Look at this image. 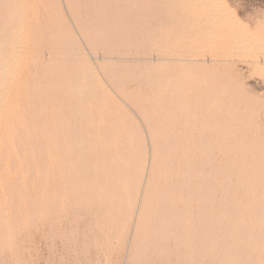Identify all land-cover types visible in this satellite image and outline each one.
Wrapping results in <instances>:
<instances>
[{
	"label": "bare ground",
	"instance_id": "bare-ground-1",
	"mask_svg": "<svg viewBox=\"0 0 264 264\" xmlns=\"http://www.w3.org/2000/svg\"><path fill=\"white\" fill-rule=\"evenodd\" d=\"M160 1L158 2L159 4H160ZM168 1L171 2L172 7H174L173 5H175V7L171 8L167 4L164 6H156V5L153 6V3H150V0H0V87H1V89H3V88L5 90L7 89L4 96H1L0 106H1V108L4 107V109H5L6 105L10 106V102L9 103L6 102L7 94H11L13 90H15V93L20 92V91H17V90H19V89H17V86L19 88V85L12 86V79L10 76L11 75L10 70H14V69L10 68L11 67V60H12L11 59L12 52L14 51L15 48L17 50V47H22L21 44H23V41H24L23 35L25 32L26 26L30 21L29 19H32L33 21L35 20V22H37L39 24V26H40V24H42L43 21L46 22L45 19H47V18H45V17L41 18L42 14L40 15V13H43L42 11H46V12L50 11V12H52L53 15H57V17L59 16V19L61 18V20H60L61 29L59 30L60 31L59 34H60L62 40H64L63 46L65 48L67 55L69 54V50L66 48H67V45L71 43L68 37L71 36V39H73L72 38L73 35L71 33H69L68 37H67V29L68 28H66V27H68V26H65L66 22H67V21H65V17L67 18V16L70 14L72 17V21L74 20V22H73L74 27L75 28H77V26L82 27L81 31L85 36H82L81 32H79V34H80V36H82L84 42H86L88 40L87 42L93 43L96 46L97 45H103L104 43L107 42L106 44L108 45L109 44L108 42H110L111 39H115L116 43H115V41H112L115 43L114 46L109 47V45H108V48L103 47L102 49L100 47H97L98 50L101 51V53H99V55H100L99 57L102 58V60L110 59L113 61L114 60H121L122 61L123 59L127 58V56H124L126 54V52L125 51L122 52L121 49L124 50V49H126V47H128V46H126L128 43L135 42V40L133 39L134 37L133 36H132L133 38L129 37V34L133 35V33H134L135 37L140 34V32L138 34V29H139L138 27L135 28L136 30L131 29V31L129 29H127V25L131 24V22H133V25L138 24L136 21V20H138V18H136L137 15L142 14L144 16L143 19H145V21H149V22L151 21V19L153 21V18L157 14H163L164 15L163 17L166 20V22L164 24L163 23H162V25L158 24L159 26L157 27V24L154 23L156 25V28H154L155 26L154 27L150 26L152 30L148 31L146 34L145 33L141 34L142 38H147V39L149 37L152 38L153 39L152 43L155 46H157V47H155V50H154V48H152L153 44L151 43L152 44V47H151L152 51L151 50L149 51L151 53V56L150 57L148 56L150 61L153 62L157 58V60L159 59L158 61L163 63L160 66L158 64L159 68L158 69L156 68L158 70V73L156 72L157 73L156 77L152 81H150L151 85H149L150 86L149 92L141 94L142 92L141 93H140V91H139V93L137 92V90H136L137 88L136 89H130L129 87H127L125 81L137 80V76L132 75L131 72L129 73L130 68L129 69L126 68L127 70L125 69L126 71L124 70L125 72H123L122 74H119L117 72L109 73L111 71H109L107 73L105 71V69L107 67L102 65L103 66L102 69L104 70L103 73L105 74L104 78H106L107 81H109V84L113 83L112 85L117 86L116 91L119 92L120 96H122L121 98H125L129 102V104L131 103V106H134L137 108V110H136L134 107H132V108H134V111L139 110L141 112V113L140 112H137V113H140V115L142 114V117L144 119L143 121L145 122V125H147V128H148L146 130L147 133H145L139 127L135 129L133 125H131V127H130V124L124 125L122 118H121L122 116L120 117L118 115V113L116 112L117 110L116 111L111 110L110 107L116 105V103L113 101L112 98L109 100H106L108 95L106 94L105 91L108 88L106 89V86L103 83H101L102 81H101V79H99L98 74L94 70H92V69H94V67H93L94 64H90V66L92 65V67H90V68H92L91 69L92 71L88 70L89 66H88V64H87L88 67L85 66V63H84L86 61L85 60L83 62V67L87 68V69H83V67L81 66V62H80V59H82V58H78V56L81 57L84 55L82 52L81 53L83 55H80L78 53L79 55L77 54V57L74 59L73 56L77 53L75 51V54L71 55L74 60L67 61L66 63L64 62L63 67H61L62 69L60 70V73H62V76L60 74V77H58L59 80L57 78L56 80H54L55 82H53V81H52L53 83L51 82L52 84H50L49 82H48L49 84L47 83L48 84L47 86H50L52 88L51 91H53L55 88L57 89V91H53V92H55L54 95L51 94V99L54 101L53 104L56 107L55 108L56 118L54 117L55 118L54 123L50 127L47 126L48 128L45 132H41L42 130H40L42 135L47 136V138L49 140H51L46 145L44 143L45 141H43V139H41L43 141V143L45 144V146L43 147L44 148L43 151H45V152L41 151V152H43L42 158L39 157L42 160L41 172H40V173H42V178H40V182L42 180V182H41L42 193L40 192L42 194L41 195V203H42L43 207H46L45 210H47V208H49V207L53 208V210L57 209L60 206L58 196L60 195L59 194L60 191L61 192L63 191V193L67 194L66 196L69 197L71 202L72 201H79L80 202V201H85V200L87 201L88 200L90 202L89 207L92 210L95 208L107 209L108 211H109V209L110 210L111 209H116V210L120 209L121 210L120 214L115 215L116 218H120L122 221L124 219L126 220L130 216L129 218H130V220L132 218V222H133L132 223L130 221L132 223L131 228L129 227L130 225L126 224V225H128V228L130 229V231L127 229L129 232V236L128 235H127V237L124 236L125 239L130 237L129 238L130 241H128V245H127L128 248L125 249V251L127 252L126 256H128L127 258H129V255H130L131 250L133 248H134V250H133L134 255H140L146 248H148L150 246L153 247V246H155L154 244H156V243H158V244L164 243L168 239H169V241L173 239L176 243H178L177 244V245H179L178 247H180L181 244H183L184 242H186V241L188 242V239H192V240L196 239L199 236V234L202 233V229H203L202 226L204 225L203 224L201 226L202 214H200L199 210H202L203 207L205 210V207L209 208L211 206H212V209H216V208H213V206L216 203L217 199L220 200V198H218V186L220 185L221 180L223 181V184L225 185L224 192H222L225 203L232 204V200H235L234 198L236 196H234V198H232L234 195V190L232 189V185H233L232 181H233V174L236 172V171L234 172L235 167H237V166H235L236 155L239 152H240L239 154L242 153L241 156L239 155L240 156L239 161L241 160V161H243V163L239 162L241 166L236 169L237 171H240V172H243L244 170L246 171V169L249 168V166L247 168H245V164L247 162L250 161V163L253 164L259 158L264 160V138L260 137L259 134H258L259 138L256 135L252 136V138H251V136L249 135V131H248V136H250V137L245 136L246 134L244 135V133L246 132L245 130H244L245 132L243 131L242 133H240V134H243L242 136H244V137H243V139H241L242 137H240V138L238 137V138L242 141V144L245 142V144H244L245 146H243L242 148H240L238 145L239 142H241V141L237 140L238 143H236V144L238 145V147L235 145V143L233 144L231 142L234 135H236L238 132L241 131V129L238 130V132L235 130L238 129V126L240 128V126L242 127L243 125H245L247 122V118H248V116L246 115V114H248L247 112H245V115L241 116L242 118L238 117L239 116L238 115L237 117L239 118V120L237 122L234 121L235 118L232 115L230 117H228L229 113L232 114L235 111L236 115H237L238 114L237 111H239V112L242 111V109L240 110V108H239L240 106H242L241 104H243L242 99L239 97V96H241L239 92L244 93L243 89L240 88V90H237V87H236V90H237L236 91L234 88L231 87L232 85L230 84L231 85L230 87L232 89H234V91H236L239 94V95H236V97H238V99L239 98L241 99V101L236 99L237 101H239L238 103H240V102L241 103H240V105H238V103H237L236 104V105H238L237 109H235L231 113L230 112L231 108L229 106H225V105H227L225 103H227L233 97V95H230V97L228 96L230 99L227 100L228 97L225 98V96H227V95L224 96L225 93L221 94L222 91H224L223 88L226 87V85L228 84V82L226 83V82L222 81V80H225L226 78L225 79L221 78L222 80L219 79L221 81V84H222V82L226 83L224 87L219 82L216 83V84L219 83V85L223 87L221 90V93L219 92L220 90L217 92L224 96L221 98H224L225 100H227L226 102L224 101L225 105H223V103L221 101L222 99H220L219 95L216 94L217 96H214L215 90L219 89V88H217V86L215 84V80L217 81L218 79L213 80L214 81L213 82L211 77L214 75H219L216 77H220V75H222L223 73L222 74L216 73L218 68L215 70L213 69V68H216V67H214L216 65H214L212 68H210L211 67V65L209 66L210 63L208 65L205 64V60L207 61L206 57L202 60L201 58L197 57V54H191V53L176 50V48L178 47L177 44H179V43L177 42V40L175 38V35H176V32H174L175 28L172 26H169L168 22L169 21H175V19L182 17L181 16L182 10L185 11L186 9H190L191 8V1L190 0H168ZM169 2H168V4H169ZM164 4H165V2H164ZM30 7L32 9L31 13L29 12ZM66 14H67V16H66ZM43 16H45V14ZM49 16L51 17V14H49ZM73 16H74V18H73ZM138 17L141 18L140 15ZM131 19H132V21H131ZM49 20H50V18H49ZM187 23H188V27L185 31H182V32H184L183 35H187V36L196 35L197 36L199 34H207V32H208L207 30L205 31V29H199V27H197V23H198L197 21H189L188 20ZM71 24H72V22H71ZM150 24H153V23H150ZM150 27L148 25L146 28L149 29ZM146 28H145V31H147ZM143 30H144V28H143ZM143 30H141V31H143ZM40 33H41V36H40ZM48 33H49V31L41 29V31L39 30L37 32V36H39L40 39L43 36L41 39L42 40L41 42H44L47 39V37L48 38L51 37V35H50V37L47 36ZM119 33H120V35H119ZM121 34L122 35L124 34L123 36L125 38H123ZM161 34H163L162 37H164V35H167V37L165 39L164 38L162 39L163 41L157 40L158 38L160 39ZM125 35H128L129 38ZM54 40H55V38H54ZM105 40H106V42H105ZM47 41H48V39H47ZM72 41H73L72 44L74 45L75 39ZM77 44H78V41H77ZM116 44H117V46H115ZM63 46H61V47H63ZM134 46H135V48L137 47V45H134ZM181 46H185V45H181ZM120 47H122V48H120ZM72 48H74V47H72ZM185 48H186V46H185ZM75 49H77V48L75 47ZM60 50H61V48L59 49L60 55H63V53L65 54V51L64 52L62 51L63 53H61ZM73 53H74V51H73ZM116 53H117V55H115ZM39 54H40L39 56H42V58H43L42 61H38L40 64H42V65H40L41 66L40 71L43 72L45 70H42V68L45 69L47 67V63H46L47 60H45V59H48L49 56L46 55L47 53L45 54L44 50L40 51ZM45 55L48 57H45ZM17 56H18V54H17ZM17 56H15L14 58L16 59ZM65 57H66V55H65ZM50 58H52V57H50ZM83 58H85V56ZM137 58H138V60H140L139 59L140 57H137ZM38 59H40V58H38ZM146 60L148 61V59H146ZM16 61H13V64H15ZM208 61H210V60H208ZM96 64H98V63H96ZM101 64H103V63H101ZM50 65H51V63H50ZM50 65H49V67H50ZM98 65L100 67V64H98ZM205 65H207L209 67H206ZM59 66H62V65L59 64ZM124 67H125V65H124ZM126 67H127V65H126ZM155 67H157V66H155ZM51 68L53 69V66H51ZM8 69H10V70H8ZM58 69H59V67H58ZM102 69H100V70H102ZM157 70H155V71H157ZM213 70L215 71V74L211 75ZM12 73H14V72H12ZM53 73H54V69H53ZM101 74H102V72H101ZM14 75H15V73H14ZM32 75H33V72H32ZM210 75H211V77H210ZM222 77H224V76H222ZM51 78H52V75H51ZM214 78H215V76H214ZM22 79H23V81L25 80L24 78H22ZM148 79L150 80L149 77H148ZM14 80L15 79L13 78V82H14ZM37 80L38 79H36V81ZM65 82L67 84H65ZM40 83H41L42 87L44 88L45 86H43V85H45V84H42V81ZM40 83H39V85H40ZM61 83H64V85H67L68 87L58 88L57 87L58 84H61ZM147 83H148V81H147ZM22 85H25V84H22ZM30 85L32 86V82ZM112 85H109V86H112ZM213 85L216 87H214ZM26 87L27 86H25V88ZM42 87H40V88H42ZM210 87H212V88L210 89ZM213 87H214V89L215 88L216 89L214 90ZM228 87L229 86H227L225 89L229 90L230 87L229 88ZM21 88H22V86H21ZM208 88L210 90H212V89L214 90V91L212 90L214 92L212 94H214V95L208 93L209 92ZM1 89H0V91H1ZM32 89H33V87H32ZM10 90H12V91H10ZM23 90H24V87H23ZM23 90L21 89L22 92H23ZM26 90L28 91V87ZM9 91H10V93H7ZM38 91H39V89H38ZM48 91H49V89H48ZM51 91H49V92H51ZM107 91H109V89ZM1 92H0V95H1ZM24 92H25V90H24ZM45 92H46V90H45ZM225 92H226V90H225ZM29 93H30V91H29ZM46 93H48V92H46ZM109 93L111 94L110 91H109ZM229 93L227 91L228 95H229ZM40 94L41 93H39V95ZM42 94H43V92H42ZM116 94H118V93H116ZM206 94H209L211 96H209V95L206 96ZM231 94H233V92ZM12 95H16V94H12ZM244 95H246V94L244 93ZM205 96L208 98H206ZM242 97H243V94H242ZM8 98H11V97H8ZM20 98H22V97H20ZM243 98H246V96ZM27 99H29V98H27ZM48 99H50L49 96H48ZM48 99H47V101H48ZM233 99H234V97H233ZM246 99H244V100H246ZM29 100H31V99H29ZM34 100H35V97H34ZM44 100H45V98H44ZM236 100H235V103L237 102ZM7 101H9V100H7ZM28 102H30V101H28ZM38 102L39 101L37 99V103ZM233 103H234V101H233ZM246 103H247V101H246ZM39 104H40V102H39ZM228 104H229V102H228ZM41 105H39V106H41ZM50 105L51 104H49V106ZM236 105L233 106V109ZM54 106H52V107H54ZM116 106H115V108H117ZM20 109H21V107H20ZM23 109L24 108H22L21 110H23ZM7 110H9V109H7ZM246 110H248V109L246 108ZM35 111H37L36 107L33 110V112L35 113ZM38 111H40V110H38ZM38 111L36 114H38ZM226 111H229V112L226 114ZM34 113H33V116H34ZM241 113L242 112H240V114ZM233 114L235 115V113H233ZM249 115H251V114L249 113ZM28 116L31 117L30 115H28ZM38 116H40V115H35L34 118H38ZM43 116H45V115H43ZM232 117H233V119H232ZM34 118L33 119L30 118V120H34ZM50 120H51V118H50ZM36 121L38 122L39 120L36 119ZM27 122H29V120ZM249 122H251V121H249ZM29 123H31V121ZM41 124H42V122L39 123V125H41ZM247 124H248V122H247ZM249 124H251V123H249ZM245 127L247 128L248 126L245 125ZM245 127L243 126L242 130L245 129ZM252 127H254V126H252ZM252 127H250L251 130L253 129ZM37 128H38V126H37ZM41 129H43V128H41ZM151 130H152V132H151ZM257 130L259 131V128H257ZM234 132H236V134H234ZM38 134H40V133H38ZM262 134H263V132L261 133V135ZM22 135H24V134H22ZM17 137H20V136H17ZM13 138L14 137H12V139ZM20 138H22V137H20ZM33 138H35V137H33ZM236 138L237 137L235 136L234 141H236L235 140ZM250 138H251V140H254V141H251ZM24 139H25V137H24ZM13 140H17V139H13ZM249 140L251 141V144L247 145L248 144L247 142ZM38 141H39V145L42 144V143H40L41 142L40 140H38ZM15 142H17V141H15ZM252 142H254V144ZM16 144H18V143H16ZM39 148H42V147H39ZM39 150H41V149H39ZM242 150H243V152H241ZM19 151H17V152H19ZM248 152H249V154H247ZM19 153H21V152H19ZM220 155H222L223 157L221 158ZM247 155H251V156L247 157ZM30 160H31V158H30ZM30 160L28 159V161H30ZM237 163L238 162H236V164ZM31 164H32V162H31ZM258 164L256 166L261 165V164H259V165ZM254 165L255 164H253V166ZM251 166H250V168H251ZM259 167L261 168V166H259ZM22 168H23V166H22ZM24 169H25V167H24ZM252 169L254 170L255 168H252ZM257 170L258 169L256 167V177L260 174L257 172ZM250 171H251V169H250ZM240 172H238V174ZM247 172H249V171H247ZM259 172H262V170ZM249 173L251 174L253 172H249ZM31 175L33 176V174H31ZM221 175H222V179H220ZM236 175H237V173H236ZM251 175H250V177H251ZM261 175H262V173H261ZM261 175L258 177H261ZM245 176H246V174H245ZM235 177H237V178H235ZM238 177L240 178L241 176L240 175H237V176L234 175L235 180L236 179L238 180L239 179ZM254 177L255 176H253V178ZM255 178L252 179L251 181L252 182H254L255 180L258 181V179H255ZM30 179H31V176H30ZM247 179L250 180L251 178H246V180ZM240 180L241 179H239V182H242V180L241 181ZM2 181H3V178H2ZM222 181H221V183H222ZM251 181L250 182L248 181L246 183V185L248 186L249 183H250L249 185H251ZM257 181H255L254 184ZM244 182H245V178H244L243 183ZM231 183H232V185H231ZM259 183H256V186L263 184V180H262L261 184H259ZM29 185H30V183H29ZM236 185H237V187H238V185H241L242 187H244V184H242V183L237 184V181H236ZM246 185H245V187H246ZM252 186L255 187V185H252ZM263 186L264 185H261L260 187H263ZM245 187L243 188V190L241 188V190L244 191ZM257 187H259V186H257ZM10 188L11 187H9V189ZM219 188H220V186H219ZM255 189H258V188L255 187ZM255 189H254V193H253L252 189H249V191L252 190V193H251L252 195H254V194L257 195V193L259 194L261 192H263V195H264V191L262 190V188H261V192H259L260 188L257 191ZM237 190L239 191V189H237ZM246 190L248 191V188ZM58 191H59V193H58ZM238 191H235L236 194ZM255 191L257 193H255ZM245 193H244V195L242 193V195L244 197H242V195H240V199H241V197H242V199L245 198V195H246ZM247 193H249V192H247ZM250 195H249V197L251 198L252 195L251 196ZM259 196H260V194H259ZM220 197H222V196H220ZM256 197H257V199L259 198V200L263 199V201H261V202H262V204L264 203V196H262L263 198L262 197L260 198L258 196H256ZM59 198H60V196H59ZM223 198H221V199H223ZM245 200H247V197H246V199H244V201ZM27 201H28V199H27ZM236 201H240V200L236 199ZM251 201H252V199H251ZM38 202H40V201H38ZM38 202H36V205ZM28 203H29V201H28ZM85 203H87V202H85ZM239 203L243 204L242 200H241V202H238V206H240ZM254 203H256V202H254ZM257 203H259V202L257 201ZM31 204L29 206H31ZM223 204L220 206H223ZM228 204H226V205L224 204V206H227ZM262 204H257L256 207H258V205L261 206ZM234 205H236V203ZM246 206H245V209H246ZM262 206H263L262 207L263 210H261V211H264V204ZM31 207H34V206H31ZM72 207L74 208V205ZM231 207H232V205H231ZM69 208H70V206H69ZM208 208L205 211H208ZM225 208L226 207H222V209H225ZM238 208L239 207L233 208V209H238ZM248 208L251 209L250 204H249ZM253 208H254V205H253ZM41 209L43 210V208H41ZM48 210H50V209H48ZM225 210L227 213L229 212V211H227L229 209H225ZM246 210H248V209H246ZM251 210H249V211H251ZM254 210H256V208H254L253 211ZM58 211H60V210H58ZM220 211H221V209H220ZM237 211H236V213H237ZM253 211H251V212H253ZM259 211L260 210L258 207V212ZM261 211H260L261 215L264 216L263 215L264 212L262 213ZM54 212L52 211V213H54ZM239 212H242V211H239ZM258 212H256L257 215H259ZM42 213L44 214L43 211H42ZM47 213H50V211ZM218 213H220V212L217 211V214H216L215 212H212L210 210V213L207 212L206 215L209 218H213L216 215H218ZM233 213H232V215H233ZM256 213L254 215H256ZM32 215H34V214L32 213ZM35 215H36V212H35ZM203 215H205V214H203ZM220 215H221V217H223L221 213H220ZM228 215L230 216V218H232L231 214L228 213ZM250 215H252V213ZM254 215H253V217H254ZM238 216H240V213ZM243 216H244V212H243ZM262 216H260V217H262ZM235 217L238 218L237 216H235ZM257 217H255V220H254L255 223H256ZM52 218H54V217H52ZM49 219H50V217L48 218V220ZM54 219L52 221H54ZM218 219H220V218H218ZM218 219L216 221H218ZM241 219H243V217L242 218L239 217V220H241ZM220 220H222V218ZM227 220L230 221L229 218H227ZM121 221H120V223H121ZM232 221L234 222V220H232ZM246 221H248V219ZM258 221L259 220H257V222ZM15 222H18V221H15ZM15 222H12L11 224H13V223L15 224ZM55 222H58V221H55ZM205 222H207V221H205ZM222 222H224V221H222ZM225 222H224V225L222 223L221 224L226 228L228 225L226 226ZM233 222L231 224H233ZM242 222H243V220H242ZM126 223H127V221H126ZM207 223H209V222H207ZM216 223L217 222H215V224ZM219 223H220V221H219ZM260 223H261V221L259 223H256L255 225L260 224ZM14 224L12 226L15 227ZM39 224H41V223H39ZM45 224H47L48 229L50 228L51 230L55 226V224L53 225V222L49 223V226H48L47 222ZM213 224L214 223H212V224L210 223V225H212V227L215 226ZM228 224L230 225V223H228ZM243 224L245 225L246 223H243ZM250 224H253V223H250ZM4 225H7V224H4ZM19 225H21V222ZM19 225H17V226H19ZM34 225L36 226L37 224H34ZM217 225H219V224H217ZM217 225L215 227H217ZM233 225H231V226H233ZM8 226H9V224H8ZM12 226H10L8 228H11ZM31 226H32V223H31ZM107 226H108V224H107ZM207 226H209V225H207ZM248 226H250V225H248ZM14 227L12 229H14ZM220 227H221V225H220ZM251 227L252 226H250V229L252 230L253 228H251ZM259 227H260V225H259ZM2 228H3V225H2ZM26 228H28L29 230L31 229L30 226L26 227ZM26 228L24 230H26ZM114 228H115V226H114ZM206 228H208V231H209L210 227H206ZM228 228H230V226ZM263 228H261V229H263ZM16 229L19 230L18 227L15 228V231H16ZM111 229H112V227H111ZM213 229H211V230H213ZM231 229H232V227H231ZM261 229H256V230H261ZM8 230H10V229H8ZM223 230H224V228H223ZM247 230H248V228H247ZM253 230H254L253 232L255 234L260 233V236L262 234H263L262 236H264V232H262L264 229L261 232L260 231L256 232L255 229H253ZM6 231H4V232H6ZM15 231H14V234L17 233ZM52 231L50 234H52ZM228 231H229V229H228ZM228 231H227V233L230 234L231 232L230 231L228 232ZM12 232H13V230H12ZM220 232L222 233V231H220ZM220 232L218 234L221 235ZM224 232H223V235L225 234L226 237H229V235H227ZM123 233L124 232H122L121 234H123ZM204 233H205V235H207L206 232H204ZM254 233L251 232V234L250 233L246 234V236L248 235V236L252 237L253 235H255ZM10 234H11V230H10ZM114 234H113V236H114ZM211 234H209V237L211 236ZM237 234H239V233H237ZM16 235H18V234H16ZM242 235L244 236V234H242ZM0 236H1V234H0ZM142 236L144 237V239L146 241H144L142 245H140V243H141L140 242L139 243L140 246L138 247L137 246L138 238L141 237V239H142L143 238ZM212 236H214V235H212ZM234 236L235 235H233V237ZM237 236L239 239L241 238V237H239V235H237ZM246 236H244V238H247V240H248V237H246ZM215 237H218V236L215 235ZM221 237H222L221 238V240H222L223 236H221ZM256 237L259 238V235H257ZM201 238H203V237H201ZM203 239L205 240V238H203ZM236 239H237V237H236ZM253 239H254V237H253ZM253 239L251 238L250 240H253ZM261 239L262 238L260 237V240ZM139 240H140V238H139ZM221 240L219 239V241L222 243L223 240L222 241ZM5 241H6V239H5ZM212 241H214V240H212ZM237 241H238V239H237ZM240 241H241V239H240ZM246 241H245V243H246ZM223 242H225V240ZM230 242H232V240ZM235 242H236V240H235ZM258 242L259 241H256V243H258ZM145 243H147V244H145ZM197 243H198V241H197ZM250 243L248 242L249 247H247V248H249L248 249L249 251L252 250V249H250ZM1 244L3 245V243H1ZM133 244H134V246H133ZM201 244H203V243H201ZM232 244H235V243H232ZM255 244L253 245V249H254ZM259 244H261V242ZM192 245L194 246V244H192ZM192 245H191V247H192ZM207 246L210 247L211 244L209 246V243H208ZM233 246L234 245H232V247ZM242 246H245V245H242ZM174 247H175V245H174ZM199 247H200V245H199ZM219 247L223 248L222 246H219ZM227 247H228V245H227ZM255 247L257 248L258 246L256 245ZM166 248H168V250L171 248L170 242ZM200 248H202V247H200ZM245 248H246V246H245ZM256 248H255V251L257 250V252H254V255H255V253H258V250L260 249V248H258V249H256ZM183 249L185 250V248H183ZM197 249H198V246H197ZM197 249H195V250L197 251ZM204 249L206 251V248H204ZM153 250H154V248H153ZM155 250H157V249H155ZM229 250H230V248H229ZM239 250H241V249L239 248ZM227 251H226V255H227ZM23 252H20L19 254L23 255L24 254ZM167 252H169V251H167ZM238 252H240V251H238ZM201 253L203 254L202 251H201ZM211 253H213V252H211ZM235 253H236V251H235ZM242 253L243 254L246 253V255H247V252H245V253L242 252ZM263 253H264V251H263ZM251 255H252V253L250 254V257H251ZM218 256H220V255H218ZM235 256L237 257L236 254H235ZM220 257H222V255ZM232 257L229 256V258H230L229 260H231ZM241 257H242V255H241ZM247 257L250 258L249 256H246V259H247ZM259 258H260L259 264H264V254ZM206 259H208V258H206ZM22 260H21V262H22ZM210 260H211V258H210ZM244 260H245V257H244ZM24 261L23 262L26 263V260H24ZM232 261H234V260H232ZM246 261H249V260H246ZM250 261L253 262V260H250ZM220 262H221V260H220ZM234 262H233V264H236V262L235 263ZM241 262H242V264L244 263V261H241ZM130 263H131V261H130ZM187 263L189 264V262H187ZM210 263H208V264H210ZM124 264H128V263L125 262ZM204 264H205V262H204Z\"/></svg>",
	"mask_w": 264,
	"mask_h": 264
},
{
	"label": "rangeland",
	"instance_id": "rangeland-1",
	"mask_svg": "<svg viewBox=\"0 0 264 264\" xmlns=\"http://www.w3.org/2000/svg\"><path fill=\"white\" fill-rule=\"evenodd\" d=\"M159 1L160 0H157V1L156 0H150V3H153V6H155V5L156 6H164L167 4L171 8L175 7V5H173L174 7H172L171 2H169L168 0H164V1L161 0L160 4L158 3ZM190 1H191V8L186 9L185 11L182 10V15H181L182 17L175 19V21H169V22L167 21L169 26H172L175 28V30H174V32H176L175 38H176L177 42L179 43V44H177L178 47L176 48V50L191 53V54H197V57L201 58L202 60L206 57L207 61L205 60V64L208 65L210 63L209 64V66L211 65L210 68H212L214 65H216V66H214L216 68H213L214 70L218 68L216 73L217 74L223 73L222 75H220V77H216L219 75H214L215 78H214V76H212L214 78L213 79L211 77V75L215 74V71L213 70L212 74L210 75L212 81L215 79L222 80L223 78L224 79L226 78L225 80H222L226 83L228 82L226 87L227 86L230 87L232 85L231 87L234 88L235 90H236V87H237V90H240V88L243 89V91L246 95H244L243 92H239L241 95L239 97L242 99V102H243V104H241L242 106L239 107L240 110L242 109V111H240L242 113L240 114V112L236 110L238 112V114L236 115V112L234 110L237 109L238 105H240V103H241V102L238 103L239 101H237V100L241 101L240 98L238 99V97H236V95H239L236 92L237 90L234 91V89H232L231 87L229 89L230 91L225 89L226 87H224V86L226 83L222 82V84H221L220 80L219 81L215 80V84L217 82H219L224 88L222 86H220L218 83V84H216V86L219 89L215 90L216 88L214 89V87H216V86H214L215 84L213 83L214 84L213 89L215 90V95L212 94V93H214L213 92L214 90L213 89H212L213 91L210 90L212 87H210V89L208 88V90H209L208 93H210L214 96L219 95L220 99H222L221 101H222L223 105L227 104L225 106H229L231 108V111H230L231 113L234 111L233 113H235V115L233 113L232 114L229 113L228 117H230L232 115L235 118L234 119L235 122H237L239 120L238 117L242 118L241 116L245 115V112L248 113V114H246L248 116V118H247L248 124H247V122L245 124L248 127L246 128L245 125H243L245 127V129L242 130L243 126L242 127L240 126V128L238 126V129L235 131L238 132V130H240V129H241V131L238 132L237 134H236V132H234V134H236V135H234V137L235 136L237 137L235 139L236 141H234V137L231 140V142L233 144L235 143V145L237 147L239 145V147L242 148L243 146H245L244 145L245 142L242 144V141L239 138L242 137L241 139H243L244 136H242L243 134H240V133H242L244 130L247 132L246 133L244 131L245 132L244 135L246 134L245 136H248V131H249V135L251 136V138L254 135L258 136V134L260 135V137L264 138V136H263L264 135V0H190ZM164 2H165V4H164ZM168 2H169V4H168ZM29 12L30 13L32 12L31 7H30ZM42 12L43 13H40V15L42 14L41 18L45 17L48 20L45 19L46 22L43 21L42 24H40V26H39V24L37 22H35V20L33 21L32 19H29L30 21L27 24L24 35H23L24 41H23V44H21L22 47H17V50L15 48L13 51L14 53L12 52V55H11L12 60H11V67L10 68L14 69V70H10V69H8V70H10V74H11L10 76L12 79V86L19 85V88L17 86V89H19L17 91H20V92L15 93V90H13L14 92L12 90H10V91H12V93L7 94V99H6V102H8V103L10 102V106L6 105L5 109L3 106H2L3 108H1V106H0V179H1L0 180V227L2 228V225H3V228L2 229L0 228V232H1L0 234L2 236V237L0 236V249H1L0 250V264H3V263L4 264H36L37 262L39 264H124L125 262H127L128 264H188L187 262H189V264H204V262H205V264H208L210 262H211L210 264H219V263L220 264H222V263L223 264H233L234 261L236 262V264L237 263L242 264L241 261H244L243 264H251V263L252 264H259V259H260L259 257H261L264 254L263 253V251H264V244H263L264 243V236H262L263 234L260 236V233H256L257 235H259V238L256 237L257 235L253 232L254 231L253 229H255L256 232H258V231L261 232L264 229L263 228L264 227V220H263L264 216H262L260 213V211L263 210L262 205L264 203L262 204V202H261V201H263V199L259 200V198L257 199V197H256V196H258L261 198L262 196H264L263 192H261V188L264 191V188H263L264 186L260 187L261 185H264V176H263L264 175V168H263L264 167V160L261 158L257 159V161L253 163V164H255L254 166L249 161L245 164V168H247L248 166H249V168L246 169V171L244 170L243 172H240V171L236 170L237 168H239L241 166L239 162L243 163V161H241V160L239 161V157L242 154V153L239 154L240 152L237 154L238 156L236 155L235 166H237V167H235L234 172L235 171L236 172L233 174V181H232L233 185L231 183L232 189L234 190V195L232 198H234V196H236L234 198L235 200L231 199L232 204L225 203V200H224L223 194H222V192H224L225 185L223 184V181L221 180L222 183L220 181V185H219L220 188L218 186V198H220V200L217 199L216 203L213 206V208H216V209H212V206H211L209 208L205 207V210H207V208H208V211H205L204 207L202 210H199L200 214H202L201 217H202V221H203V222L201 221V226L203 224L205 225V226L204 225L202 226L203 229H202V233L199 234L200 237L198 236L196 239H193V240L188 239V242L187 241L184 242L183 244H181L180 247H178L179 246V245H177L178 243H176L173 239L170 241L168 239L164 243H161L162 245L156 243V244H154L155 246H153V247L150 246V247L146 248L140 254L141 256L140 255H134V253H133L134 248H133L131 250L130 255H129V258H130L129 259V258H127L128 256H126L127 252L125 251V249L128 248L127 245H128V241H130L129 240L130 237L125 239L124 236H126V237H127V235L129 236L128 230L130 231V229L128 228V225H130L129 227L131 228L133 222H132V218L130 220V218H129L130 216L128 218L126 217L127 219L126 220L124 219L122 221L120 218H116L115 215L120 214V211H121L120 209L119 210H116V209L110 210L109 209V211H108L107 209L95 208L92 210L89 207L90 202L88 200L87 201L86 200L80 201V202L79 201H72L71 202L69 197L66 196L67 194L63 193V191L61 192L59 190L60 193H59V191H58V193L60 194L59 195L60 198L58 196V200H59V204H60L59 207L60 208L58 207L57 209L60 211H58L57 209L53 210V208H51V207H49V208H47V210H45L46 207H43V205L41 203V195H42L41 194L42 193L41 182H42V180L40 182V178H42V173H40V172H41L42 160L39 157L42 158V154H43V152H45V151H43V149H44L43 147L45 146V144L47 145V143L50 142L51 140H49L47 138V136L42 135L41 132H45L47 130V128L50 127L55 121L54 119L56 118V115H55V108L56 107L53 104L54 101L51 99V94L54 95L55 92H53V91H57L56 88L55 89L53 88L54 90L51 91L52 88L50 86H47V85L49 83L52 84L53 82H55L54 80H56L58 77H60V74L62 76V73H60V70L62 69L61 67H63L64 62L66 63L67 61L74 60L77 57L78 53L80 55L84 54L81 57L78 56V58H82V59H80L81 66L83 67V62L85 60L87 61V62L86 61L84 62L85 66H87V64L89 66L88 70L92 69V68H90V67H92V65L90 66V64L95 65V66L93 65L94 69H92V70H94L98 74L99 79H101V81H102L101 83H103L106 86V89L108 88L109 91L111 92V94H110L109 91H107L108 89L105 91L106 94L108 95L106 100H109L112 98L113 101L117 105V106L116 105L111 106L110 107L111 110L112 111L117 110L116 112L118 113V115L120 117L122 116L121 118H122L124 125L130 124V127H131V125H133L135 129L139 127L145 133H147L146 130L148 128H147V125H145V122L143 121L144 119L142 117V114L140 115L141 112L139 110L134 111V108L136 110H137V108L134 106H131V103L129 104V102L125 98H121L122 96H120L119 92L116 91L117 86L112 85L113 83L109 84V81H107V79L104 78L105 74L103 73L104 70L102 69V67H103L102 65L107 67L105 69V71L107 73L109 71H111L109 73L117 72L119 74H122L123 72H125L127 69L130 68L129 73L131 72L132 75L137 76V80L125 81L127 87H129L130 89H136L137 88L136 89L137 92L139 93V91H140V93L142 92L141 94L149 92L150 91L149 85H151L150 81H152L156 77V75L158 73L157 69L163 63L158 61L159 59L157 60V58L153 62L150 61L149 57L151 56V53L149 51L152 48H154V50H155V47H157V46H155L152 43L153 42L152 38H150V37H149L150 39L149 38L148 39L142 38L141 34L142 33L146 34L148 31L152 30L150 26H152V27L155 26L154 28H156L155 24H157V27H158L159 25H162V23L164 24L166 22V20L163 17L164 16L163 14L155 15V17L153 18L154 22L152 21V19L150 22L145 21V19H143L144 16L142 14H139L141 16V18L138 17L139 15H137L136 18H138V20H136L135 18L134 19L137 21L138 24L133 25V22H131V24L127 25V29H129L131 31V29L136 30L135 28L138 27L139 28L138 34H139V32H140V34L137 35L136 37H135L133 32H132L133 35L129 34V37H132V36L134 37V38L133 37L132 38L135 40V42L128 43L126 45V46H128V47H126L127 50L124 48H123L124 50L121 49L122 52H124V51L126 52V54L125 55L123 54V55L127 56V58L123 59L122 61L121 60H114L113 61L110 59L102 60V58L99 57L100 56L99 53H101V51L98 50L97 47H100L102 49L103 47L108 48V45H109V47L114 46V44L116 43L115 39H111V41L109 40L110 42H108L109 43L108 45L106 44L107 43L106 40H105L106 43H104L103 45H97V46L94 45L93 43L87 42L88 40L86 42H84L82 36H85V35L81 31L82 27L81 26H77V28L74 27V23H73L74 20L72 21V17L70 14L68 16L66 14L67 18L65 17V21H67V22H66L65 26H68V27H66V28H68L67 29V37H68V34L71 33L73 35L72 36L73 39H71V36L68 37L71 43L70 42H69L70 44L67 43L69 45V46L67 45V48H66L69 50V54L67 55L65 48L63 46L64 40H62V38L59 34V32H60L59 30L61 29V27H60L61 18L59 19V16L57 17V15H53L52 12H50V11H48V12L42 11ZM44 14H45V16H43ZM49 14H51L52 18L49 16ZM49 18H50V20H49ZM73 18H74V16H73ZM186 20L187 21L188 20L189 21H197L198 22L197 27H199V29H205V31L207 30L208 31L207 34H199L197 36L196 35H194V36L183 35L184 32H182V31H185L188 27V23ZM131 21H132V19H131ZM71 22H72V24H71ZM150 23H153V24H150ZM148 25L150 27L149 29L146 28ZM143 28H144V30H143ZM145 28L147 29V31H145ZM41 29L49 31L50 34L48 33L47 36L50 37V35H51L50 38L47 37L48 41L46 39L45 40L46 42L45 41L41 42L42 41L41 39L43 36L41 37V39L39 36H37V32L39 30L41 31ZM141 30H143V31H141ZM79 32H81L82 36H80ZM119 35H120V33H119ZM123 35H122V37L125 38ZM162 35L163 34H161L160 39L158 38L157 40L163 41L162 39L163 38L165 39L167 37V35H164V37H162ZM40 36H41V33H40ZM125 36L128 37V35H125ZM53 37L55 38V40ZM74 39H75V41H74L75 46L72 44L73 43L72 40H74ZM77 41H78V44H77ZM112 41H115V43ZM151 43L153 44V47H152ZM134 45H137V47L135 48ZM181 45H185L186 48H185V46H181ZM61 46H63V47H61ZM115 46H117V44ZM72 47H74V48H72ZM75 47L77 49H75ZM60 48H61V50H60L61 53H63L65 51V54L63 53V55H60V52H59ZM120 48H122V47H120ZM42 50H44L45 54L47 53L46 55L49 56L48 59H45V60H47L46 61L47 67L45 69L42 68V70H45L43 72L40 71L41 70L40 65H42V64H40L38 62V61H42V59H43L42 56H39L40 55L39 53ZM72 50L74 51V53ZM75 51L77 52L76 54H75ZM17 54L19 57L17 56ZM46 55H45V57H48ZM65 55H66V57H65ZM71 55H74L73 56L74 59ZM115 55H117V53ZM15 56H17L16 59L14 58ZM84 56H85V58H83ZM50 57H52V58H50ZM137 57H140L139 59L141 61L138 60ZM38 58H40V59H38ZM145 58L148 59V61ZM208 60H210V61H208ZM13 61H16L15 64H13ZM50 63H51V65H50ZM96 63L100 64V67ZM101 63H103V64H101ZM59 64L62 66H59ZM158 64H159V66H158ZM49 65H50V67H49ZM124 65H125V67H124ZM126 65H127V67H126ZM207 65H205V66L209 67ZM51 66H53L54 73H53V69L51 68ZM155 66H157V67H155ZM58 67H59V69H58ZM83 69H87V68L83 67ZM100 69H102L103 71ZM155 70H157V71H155ZM12 72H14L16 76ZM32 72H33L34 76L32 75ZM101 72H102V74H101ZM51 75H52V78H51ZM222 76H224V77H222ZM148 77L150 78V80L148 79ZM13 78L15 79L14 82H13ZM22 78H24L25 80L23 81ZM35 78L38 79L39 81L37 80L38 81L37 82ZM58 80H59V78H58ZM41 81H42V84H45V85H43V86H45L44 87L45 89L42 87V85L40 83ZM147 81H148V83H147ZM31 82H32V86L30 85ZM39 83L41 86L39 85ZM22 84H25V85H22ZM65 84H67V83L65 82ZM109 85H112V86H109ZM21 86H22V88H21ZM25 86L28 87V91L26 90L27 87L25 88ZM39 86L42 87L44 90L42 88H40ZM23 87H24L25 92L23 90ZM32 87H33V89H32ZM57 87L58 88H63V87L66 88L68 86L64 85V83H61V84H58ZM222 88L224 91H222V93H221ZM0 89H1V87H0ZM21 89L23 90V92L26 95L21 91ZM38 89H39V91H38ZM48 89L51 92H49ZM45 90L48 93H46ZM225 90H226V92H225ZM1 91H0L1 92L0 99H1V96H4L7 89L5 90L3 88V89H1ZM10 91L7 93H10ZM29 91H30V93H29ZM217 91H219L221 94L225 93L224 96L227 95V96H225V98L228 96L230 97V95H233L234 99L235 100L237 99L236 100L237 102L235 103V100L233 99V97L231 99L228 97L227 100L230 99L228 101L229 104H228V102L225 103L227 100H225L224 98H221L224 96L219 94ZM227 91H228V93L230 92L229 95L227 94ZM231 91L233 92V94H231L232 93ZM42 92L44 95L42 94ZM39 93H41L40 94L41 96L39 95ZM116 93H118V94H116ZM241 93L243 94V97L246 96L247 99L243 98ZM12 94H16V95H12ZM207 95H209V94H206V96ZM33 96L35 97V100H34ZM48 96L50 99H48ZM209 96H211V95H209ZM8 97H11V98H8ZM20 97H22V98H20ZM27 98H29L31 100H29ZM44 98H45V100H44ZM206 98H208V97H206ZM37 99L40 102V104H39V102L37 103ZM47 99H48V101H47ZM244 99H246V100H244ZM7 100H9V101H7ZM28 101H30V102H28ZM233 101H234V103H233ZM246 101H247V103H246ZM237 103H238V105H236ZM49 104H51V105L49 106ZM39 105H41V106H39ZM234 105H236V106L233 109ZM52 106H54V107H52ZM115 106L117 108H115ZM20 107H21V109L24 108L23 109L24 111L21 110ZM35 107H36L37 111L40 110V111H38V114H36L37 111H35V113L33 112ZM132 107H134V108H132ZM246 108L248 110H246ZM7 109H9V110H7ZM32 112L34 113V116H33ZM137 112H140V113H137ZM228 112L229 111H226V114ZM249 113L251 115H249ZM28 115H30L31 117H29ZM35 115H40L41 117L38 116L39 119L34 118ZM43 115H45V116H43ZM32 117L34 118V120H30V118L33 119ZM233 117H232V119H233ZM26 118L29 120V122L31 121V123L27 122L28 120ZM50 118H51V120H50ZM36 119L39 120L38 121L39 123L42 122V124L39 125V123L36 121ZM249 121H251V122H249ZM249 123H251V124H249ZM37 126H38V128H37ZM252 126H254V127H252ZM250 127L253 128L252 129L253 131L251 130ZM41 128H43V129H41ZM257 128H259V131L257 130ZM40 130H42V131L40 132ZM36 131L40 134H38ZM151 132H152V130H151ZM262 132H263V134L261 135ZM22 134H24V135H22ZM16 135L20 136L22 138L17 137ZM250 136H248V137H250ZM12 137H14L13 139H17V140H13ZM24 137H25V139H24ZM33 137H35V138H33ZM251 138H250V140H251ZM258 138H259V136H258ZM41 139H43V141H45L44 142L45 144L43 143V141ZM38 140L41 141L40 142V143H42V144H40L41 146L39 145ZM237 140L241 141V142H239L238 145L236 144V143H238ZM15 141H17V142H15ZM249 141L247 142L248 143L247 145H250L251 141H254V140H251L250 142ZM16 143H18V144H16ZM252 143L254 144V142H252ZM39 147H42V148H39ZM39 149H41V150H39ZM17 151H19L21 153H19ZM41 151H43V152H41ZM241 152H243V150ZM247 154H249V152ZM251 155H247V157L251 156ZM220 157L222 158L223 156L220 155ZM30 158H31V160H30ZM28 159L30 161H28ZM31 162H32V164H31ZM236 162H238V163L236 164ZM258 163L261 165H259ZM257 164L259 166H261V168L259 166H256ZM22 166H23V168H22ZM250 166H251V168H250ZM24 167H25V169H24ZM256 167L258 169L257 172L260 173L258 176H260L262 173L261 177H258V176L256 177ZM252 168H255L254 169L255 171ZM250 169H251V171H250ZM261 170H262V172H259ZM247 171L253 172V173H251L252 175L255 173L253 176H255L256 178L255 177L254 178L258 179V181L260 182L259 183L257 180H255V181H257L256 183L261 184L262 180H263V184L257 185V186H259V187H257L256 183L254 184L255 181L254 180H253L254 182L251 181L252 179H254L253 176ZM238 172H240V173L238 174ZM236 173H237V175L241 176L240 178L239 177L238 178L241 179L242 182H239V179L235 180V178H237V177L234 178V175L237 176ZM31 174H33V176ZM245 174H246V176H245ZM250 175H251V177H250ZM30 176H31V179H30ZM2 178H3L4 182L2 181ZM244 178H245V182L243 183ZM246 178H251L250 180L247 179L249 182L251 181V185H249L250 183L248 184V186L246 185V183L248 182L246 180ZM220 179H222V175L220 176ZM236 181H237V184H239V183L244 184V187L246 185V187L248 188V191L246 190L247 189L246 187H245L244 191H242L244 187H242L241 185H238V187H239L238 188L236 185ZM29 183H30V185H29ZM252 185H255V187L258 189L260 188L259 192L262 193V194L259 193L260 196L256 192L258 189H255V187ZM9 187H11V188L9 189ZM241 188H242V190H241ZM253 188L256 190L255 193H257V195L251 194L252 190L254 193ZM237 189H239V191L241 193ZM249 189H252V190L249 191ZM235 191H238L237 194ZM247 192H249V193H247ZM242 193H243V195H244V193L246 194L245 198H243V199H242V197H244V196L242 195ZM250 194L252 195L251 198L249 197ZM240 195H242L241 199H240ZM220 196H222V197H220ZM246 197H247L248 201L247 200L244 201V199H246ZM221 198H223V199H221ZM27 199H28L29 203H28ZM236 199L237 200L239 199L240 201H236ZM251 199H252V201H251ZM37 200L40 202H38ZM241 200H242L243 204L239 203L240 206H238V202H241ZM257 201L259 203H257ZM36 202H38L37 205H36ZM85 202H87V203H85ZM254 202H256V203H254ZM31 203L32 204L34 203L35 205L34 204L32 205ZM223 203L225 205L228 204L227 205L228 207L224 206ZM235 203H236V205H234ZM248 203L250 204V207L252 210L248 208L249 207ZM30 204H31V206H34V207L29 206ZM72 204L74 205V208L72 207L73 206ZM222 204H223V206H220ZM257 204H262L261 206L258 205L259 210H260L259 212H258V207H256ZM231 205H232V207H231ZM253 205H254V208H256V210H254V211H253V209H254ZM69 206H70V208H69ZM236 206L239 207L238 208L239 210L233 209V208H237ZM245 206H246V209H248V210L245 209ZM222 207H226L225 209H229L227 211H229L228 213L231 214L232 218H230V216L228 215L226 210L222 209ZM41 208H43V210ZM48 209H50V210H48ZM209 209L212 212H215L216 214H217V211L220 212L223 217H221L220 213H218V215H216L213 218L207 217V215H206L207 212L210 213ZM220 209H221V211H220ZM235 210L236 211L238 210L237 213ZM249 210H251L253 212H251ZM42 211L44 212V214L42 213ZM49 211H50V213H47ZM52 211L53 212L55 211V212L52 213ZM239 211H242V212H239ZM35 212H36V215H35ZM243 212H244V216H243ZM254 212L255 213L258 212L259 215H257V213H256V215H254L255 214ZM261 212L263 213L264 211H261ZM32 213L34 215H32ZM232 213H233V215H232ZM239 213H240V216H238ZM251 213H252V215H250ZM203 214H205V215H203ZM253 215H254V217H253ZM46 216L48 218L50 217V219L48 220V218ZM235 216H237L238 218H236ZM260 216H262V217H260ZM52 217H54V218L56 217V218L54 219ZM239 217H241V218L243 217V219L239 220ZM255 217H257L256 223H259L261 221L260 224L255 225L256 224L254 222ZM216 218L217 219L222 218V220L218 219V221H216L217 220ZM227 218H229L230 221L227 220ZM246 218L248 219L249 222L251 221L250 223H253V224H250L248 221H246L247 220ZM53 219H54V221H52ZM232 220H234V222ZM242 220H243V222H242ZM257 220H259V221L257 222ZM15 221H18L19 223L15 222ZM51 221L53 222V225L55 224V226L53 227L54 230L52 229L54 232L50 228L48 229L47 224H45L47 222L48 226H49V223H52ZM55 221H58V222H55ZM120 221L122 224L120 223ZM126 221H127V223H126ZM205 221H207L209 223H207ZM219 221H220V223H219ZM222 221H224V222L226 221L225 224H226V226L228 225L226 228L223 226L224 222H222ZM12 222H15V224L13 223L15 225V227L12 226L13 225V224H11ZM20 222H21L22 226L19 225ZM215 222H217V223L215 224ZM232 222L234 225L231 224ZM31 223H32V226H31ZM39 223H41V224H39ZM210 223L211 224L214 223L213 225H215V226L217 224H219V225H217V227H215V226L212 227V225H210ZM228 223H230V225ZM243 223H246V224L244 225ZM4 224H7V225H4ZM8 224H9V226H8ZM34 224H37L36 225L37 227ZM107 224H108V226H107ZM126 224H128V225H126ZM17 225H19V226H17ZM207 225H209V226H207ZM220 225H221V227H220ZM231 225H233V226H231ZM248 225L252 226L251 228H253V229L251 230L250 226H248ZM259 225H260V227H259ZM10 226H12V227L8 228ZM16 226L19 228V230L16 229V231H15V228H17ZM29 226L31 227L30 230L28 228H26ZM114 226H115V228H114ZM229 226H230V228H228ZM13 227H14V229H12ZM111 227H112V229H111ZM206 227H210L209 231H208V228H206ZM231 227H232V229H231ZM25 228H26V230H24ZM223 228H224V230H223ZM244 228L246 230L248 228V230L246 231ZM261 228H263V229H261ZM8 229L11 230L12 235L10 234V230H8ZM211 229H213V230H211ZM225 229L227 231L229 229V231L231 233L228 234ZM256 229H261V230H256ZM12 230H13V232H12ZM219 230L222 231V233ZM2 231L3 232L6 231L7 233L6 232L3 233ZM14 231L17 232L16 234H18V235L14 234ZM51 231H52V234H50ZM122 232H124L123 233L124 235L121 234ZM204 232H206L208 236L205 235ZM210 232L211 233L213 232V233L211 234ZM219 232L221 233V235L218 234ZM223 232L226 233L227 235H229V237H226L225 234L223 235ZM251 232L254 233L256 236L255 235H253L252 237L248 236V235L246 236V234H249V233L251 234ZM262 232H264V230ZM237 233H239V234H237ZM113 234H114V236H113ZM209 234H211L210 237H209ZM242 234H244V236L248 237L249 241L247 240V238H244V236ZM212 235H214V236H212ZM215 235L218 237H215ZM233 235H235V236L233 237ZM237 235H239V237H241L240 238L241 241ZM221 236H223L222 240L223 241L225 240V242H223L221 240V238H222ZM201 237L205 238V240ZM236 237H237L238 241H237ZM253 237L255 240L253 239ZM260 237L263 240L262 239L260 240ZM139 238H140V240H139ZM139 238L137 241L138 247L140 245H142L144 241H146L144 239V237L142 238L143 240L141 239V237H139ZM251 238L254 241L250 240ZM5 239H6V241H5ZM219 239L222 241V243L219 241ZM212 240H214V241H212ZM231 240H232V242H230ZM235 240L237 243L235 242ZM246 240L249 243L251 242L250 243V249H252V250H250V251L248 250L249 248H247V247H249V245H248V242ZM197 241H198V243H197ZM245 241H246V243H245ZM256 241H259V242L256 243ZM169 242L171 243V248L168 250V248H166V247L169 244ZM260 242H261V244H259ZM1 243H3V245ZM139 243H140V245H139ZM201 243H203V244H201ZM208 243H209V246L211 244L210 247L207 246ZM232 243H235V244H232ZM253 243L254 244L256 243L255 246L257 245L258 247L256 248L254 246V249H253V245H254ZM145 244H147V243H145ZM192 244H194V246ZM195 244L198 246L199 250L197 249V246ZM174 245H175V247H174ZM191 245H192V247H191ZM199 245L202 248H200ZM227 245H228V247H227ZM232 245H234V246L232 247ZM242 245H245L246 248H245V246H242ZM133 246H134V244H133ZM219 246H222L223 248H221ZM153 248H154V250H153ZM183 248H185V250ZM204 248H206V251ZM229 248H230V250H229ZM239 248L241 250H239ZM255 248L261 249V250L260 249L258 250V253H255V255L257 254L256 256L254 255V252H257V250L255 251ZM155 249H157V250H155ZM195 249H197V251ZM167 251H169V252H167ZM201 251L203 252V254L201 253ZM226 251H227V255H226ZM235 251H236V253H235ZM238 251H240V252H238ZM20 252H23L24 254L20 255L19 254ZM211 252H213L214 254ZM242 252H244V253L247 252V255H246V253L243 254ZM249 253L250 254L252 253L251 257H250ZM210 254L211 255L213 254V255L211 256ZM235 254L237 255V257L235 256ZM218 255H220V256L222 255V257H220ZM241 255H242V257H241ZM229 256H231V257L233 256L231 258V260H229L230 259ZM246 256H249L250 258L247 257V259H246ZM205 257L208 259H206ZM244 257H245V260H244ZM210 258H211V260H210ZM21 260H22V262L24 260H26V263H24L25 261L22 263ZM220 260H221V262H220ZM232 260H234V261H232ZM246 260H249V261H246ZM250 260H253V262ZM130 261H131V263H130Z\"/></svg>",
	"mask_w": 264,
	"mask_h": 264
}]
</instances>
